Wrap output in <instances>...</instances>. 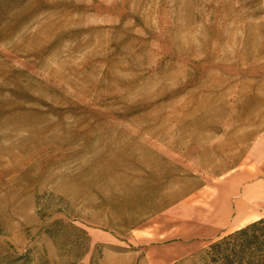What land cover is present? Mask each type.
<instances>
[{"label": "rangeland", "instance_id": "obj_1", "mask_svg": "<svg viewBox=\"0 0 264 264\" xmlns=\"http://www.w3.org/2000/svg\"><path fill=\"white\" fill-rule=\"evenodd\" d=\"M261 148L264 0H0V264H215Z\"/></svg>", "mask_w": 264, "mask_h": 264}, {"label": "crops", "instance_id": "obj_2", "mask_svg": "<svg viewBox=\"0 0 264 264\" xmlns=\"http://www.w3.org/2000/svg\"><path fill=\"white\" fill-rule=\"evenodd\" d=\"M254 164L244 168L235 176L239 185L220 189L218 195L212 197L205 206L202 220L199 222L193 213L195 224L193 234L208 239L194 246L186 242L180 243L170 256L174 260L182 258L204 247L214 239L239 229L259 218L264 217V148L257 151ZM190 214H188V217ZM191 218V217H189ZM199 241V240H197Z\"/></svg>", "mask_w": 264, "mask_h": 264}, {"label": "trees", "instance_id": "obj_3", "mask_svg": "<svg viewBox=\"0 0 264 264\" xmlns=\"http://www.w3.org/2000/svg\"><path fill=\"white\" fill-rule=\"evenodd\" d=\"M207 254L215 264H264V217L220 236Z\"/></svg>", "mask_w": 264, "mask_h": 264}]
</instances>
